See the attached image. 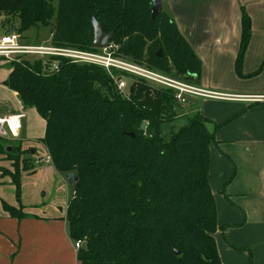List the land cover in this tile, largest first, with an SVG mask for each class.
I'll list each match as a JSON object with an SVG mask.
<instances>
[{"label": "trees", "instance_id": "1", "mask_svg": "<svg viewBox=\"0 0 264 264\" xmlns=\"http://www.w3.org/2000/svg\"><path fill=\"white\" fill-rule=\"evenodd\" d=\"M151 6L150 0H0V16L6 31L15 23L19 35L50 27L52 48L82 51H96L95 17L118 54L164 71L172 66L197 81L198 57L163 9L151 19ZM241 24L238 74L250 35L245 12ZM25 58L9 63L5 85L44 119L41 142L54 168L77 177L67 222L71 240L83 244L79 264H221L207 181L209 146L220 126L209 130L197 112L166 138L163 126L176 119L173 89L120 74L132 80L121 91L99 66L53 55ZM7 143L11 151L0 144V152L11 154ZM12 181L19 196V171Z\"/></svg>", "mask_w": 264, "mask_h": 264}, {"label": "crops", "instance_id": "2", "mask_svg": "<svg viewBox=\"0 0 264 264\" xmlns=\"http://www.w3.org/2000/svg\"><path fill=\"white\" fill-rule=\"evenodd\" d=\"M162 9L201 63L196 88L213 94L189 103L213 127L220 126L209 146L207 171L220 262L264 264V0H162ZM243 12L250 35L238 74ZM7 64L0 61V116L22 114L18 137L6 140L27 151L30 168L19 169L16 196L15 183L1 175L0 158V264H79L69 236L65 175L51 162H36L47 153L41 142L45 121L5 85ZM5 204L25 216L10 215Z\"/></svg>", "mask_w": 264, "mask_h": 264}, {"label": "built area", "instance_id": "3", "mask_svg": "<svg viewBox=\"0 0 264 264\" xmlns=\"http://www.w3.org/2000/svg\"><path fill=\"white\" fill-rule=\"evenodd\" d=\"M1 24V23H0ZM3 29V28H1ZM0 33V61L13 62L19 60L22 56L35 55L36 57L59 56L67 58L76 63L93 64L103 68L110 78L114 81L118 90H124L128 87L127 79L120 74H127L131 77L142 78L148 82L157 85H166L176 89L175 97L177 101L184 102L183 92H190L195 95L213 96L211 93L200 92L197 88H185L183 85H176L173 82L161 78L159 75L143 69L138 64L129 62L117 54V46L111 43L104 49H96V51H79L70 48H52L46 46H31L21 42V37L16 32L6 31ZM52 70H58V64H52ZM117 72V74H115ZM170 83V84H168ZM188 89V90H186ZM22 114L13 113L0 116V138L9 139L17 138L21 127ZM38 164L42 162H51V157L46 153L45 156L36 159ZM73 197V195H72ZM83 246L81 241L74 243L77 250Z\"/></svg>", "mask_w": 264, "mask_h": 264}, {"label": "rangeland", "instance_id": "4", "mask_svg": "<svg viewBox=\"0 0 264 264\" xmlns=\"http://www.w3.org/2000/svg\"><path fill=\"white\" fill-rule=\"evenodd\" d=\"M3 18L0 17V23L3 22ZM4 24V22H3ZM1 25V24H0ZM15 26H10L9 27V31L11 32H15V27L17 26V23L14 24ZM6 30V29H5ZM8 30V29H7ZM4 30L1 29L0 27V33H3ZM21 37V42L24 44H28L31 46H46V47H51V35H50V27H33L30 28L26 31H24L23 33L20 34ZM82 51V50H79ZM89 52V51H88ZM117 54H118V46H117ZM119 56H121L123 59L129 61V62H133L128 56L119 53ZM25 59H28L30 62H32L36 57L35 55H29V56H25ZM8 63V64H7ZM11 63V62H10ZM136 63V62H133ZM8 68L9 67V62H6ZM138 64V63H136ZM140 67H142L145 70H148L152 73H155L157 75H159L161 78L173 82L174 84H180L184 86L185 88H189V87H193L196 88V83L195 81H191L188 80L185 76H180L177 75L175 69L171 66L169 71H164V70H160V69H156V68H152L150 66H148L147 63H142V64H138ZM11 70V69H10ZM145 80V79H144ZM131 78L127 79V83L128 85L131 83ZM170 84V83H168ZM157 86V84H156ZM158 86H162V87H168L166 85H158ZM171 88L176 92H178L176 89L172 88V87H168ZM188 90V89H186ZM127 93V92H125ZM184 96L185 101L181 102V101H177L176 107H175V120L173 123H169L166 124L165 126H163V133L166 136V138H169V131L170 129H172L173 131H176L180 126L186 124L187 119L192 118L196 113V105L195 104H190L189 101L193 100L195 96V94H192L190 92H183L182 93ZM1 110V109H0ZM180 116H184L185 118H177ZM26 116L23 118V121L26 120ZM209 124V126H208ZM207 128L209 130L213 129V124H211L210 122H207ZM7 142H11V144L14 146V151L11 154H8L7 152H0V158L4 161L5 164V168H2L1 171V175L6 176V178H8L9 180H12L13 177L17 174V171H19V169H24L27 170L28 168H30L29 165V159H28V153L27 151H23L22 152V146H18V144L20 145L19 142L17 141H1V146H8L9 144ZM7 143V144H6ZM66 184L68 187V193L70 195V197L72 198L73 192H72V184H69L66 180ZM70 198V199H71ZM70 201V200H69ZM69 204V202H68ZM67 211H68V205H67ZM77 241H72V246L74 247V243H76ZM72 250V249H71ZM77 251V250H76ZM73 253V250L71 251ZM72 257V255H71ZM74 262V261H73ZM75 264V263H72Z\"/></svg>", "mask_w": 264, "mask_h": 264}, {"label": "water", "instance_id": "5", "mask_svg": "<svg viewBox=\"0 0 264 264\" xmlns=\"http://www.w3.org/2000/svg\"><path fill=\"white\" fill-rule=\"evenodd\" d=\"M151 1V8H150V14H151V19L154 20V18L157 16L159 12L162 11V0H150ZM92 27H93V40H92V47L94 49H104L108 46L112 39V34H105L102 30L101 25L99 22L95 19V17L92 18ZM162 55L161 50H158L157 56L160 57ZM146 126V123L143 122L140 126L141 129H144ZM132 135V134H131ZM7 151H11V147L6 148ZM65 178L69 184H73L76 180L77 177L74 176L71 173H68L65 175ZM77 216V212L74 213V217Z\"/></svg>", "mask_w": 264, "mask_h": 264}]
</instances>
